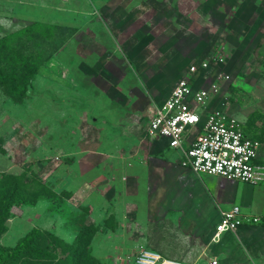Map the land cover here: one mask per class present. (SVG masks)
Segmentation results:
<instances>
[{"label":"rangeland","instance_id":"rangeland-1","mask_svg":"<svg viewBox=\"0 0 264 264\" xmlns=\"http://www.w3.org/2000/svg\"><path fill=\"white\" fill-rule=\"evenodd\" d=\"M196 4L0 0V76L10 77L14 90L25 86L16 101L6 81L0 84V200L14 190L0 250L12 249L35 230L30 246L45 254L24 253L6 264H134L141 251L179 264H241L225 238L212 240L217 219L212 201L226 208L246 189L240 208L264 216V186L202 175L201 198L209 201L201 200L196 211L189 200L178 211L147 188L143 170L132 163H143L147 155L165 161L159 146L151 152L143 139L151 110L190 62L215 56L228 80L218 83L212 108L235 114L260 139L264 166V52L234 53L221 42L216 52L195 58ZM249 5L245 16L253 19L260 10L264 16V0ZM179 28L192 39L182 52L167 42ZM144 34L153 37L148 48L153 52L137 58L129 48L135 35ZM214 72L206 70L205 85ZM160 176L152 180L177 195V181ZM89 226L96 230L89 242L76 244ZM259 260L248 257L245 264H264Z\"/></svg>","mask_w":264,"mask_h":264},{"label":"built area","instance_id":"built-area-1","mask_svg":"<svg viewBox=\"0 0 264 264\" xmlns=\"http://www.w3.org/2000/svg\"><path fill=\"white\" fill-rule=\"evenodd\" d=\"M222 65L215 56L190 62L185 74L151 110L143 139L158 143L181 168L196 175L264 185V166L259 160L262 142L248 136L240 122L221 108H212L218 83L228 80L219 69ZM208 68H214L215 72L205 85ZM255 225L264 226V216L243 213L237 206L219 209L212 240H218L224 233H234L239 227ZM134 257V264H179L147 251Z\"/></svg>","mask_w":264,"mask_h":264},{"label":"crops","instance_id":"crops-1","mask_svg":"<svg viewBox=\"0 0 264 264\" xmlns=\"http://www.w3.org/2000/svg\"><path fill=\"white\" fill-rule=\"evenodd\" d=\"M194 1H196L197 4L193 6L195 19L194 21L193 20L192 21L195 22L197 27L198 37L196 38V40H198V43L196 45L199 47V50L195 51V52H199L195 56V58L200 56L204 57L209 52H216L218 46L221 45V42L230 45L231 52L234 53L264 52V50L260 51V48L264 47V16L262 15V11L260 10L261 7H257V6L251 7L252 9H254V11L260 10L256 15V17L252 19L249 16L244 15L246 9H250V5H249L250 0H224L223 2H218L217 0H194ZM16 4L18 5V3ZM102 27L105 29V24H102ZM145 31L148 32V30ZM176 35H177L176 37H172V38L166 37L168 39L167 42L168 43L172 42V46L176 50H178L177 52H182V50L184 49V43L186 41L191 42L192 39H190L189 36L186 35V32L184 31L183 28L182 29L179 28ZM152 38L153 37L147 34H144L143 36L135 35L133 37L135 42L129 48L130 52L131 53L133 52L132 55L138 58V56L142 52H153L152 49L151 50L148 49L150 47L149 45L151 44L150 42H152ZM202 39L203 41H201ZM261 44H263V46H261ZM163 45L160 46V48L164 47L162 48V50L166 48L167 43H164ZM136 57L135 59H137ZM181 57L184 56L182 55ZM143 71L144 68L143 66H141L140 72L142 73ZM229 115L232 116L234 119H236L238 122H240L244 132L248 136L254 138V133L250 131L248 128H246L244 124H242L238 116H236L235 114H229ZM150 144H151V150L149 151L152 152V149L156 145L152 142H150ZM156 151H160L162 155L165 156V157L162 156V158H164L165 161L158 160L152 156L150 157V155H147L148 157L147 159L144 160L143 163L136 162L137 160L132 162L134 166L140 167L143 170L142 178L143 179L146 178L148 182L147 183L148 189L160 194L163 200H165L169 205H171L178 211L186 210V208L184 209L182 203H185L186 201L189 202V200H191L192 203V205L189 208H192L196 211H197L196 206L198 207L202 201L204 200L209 201L207 197L204 200H202L201 198L202 189L199 180L203 176H205L203 177L204 180L207 179L208 177H213V176L196 175L188 169L181 168L177 164L176 160L165 149L161 148L160 146H159V150ZM140 157L141 156L138 155L139 160ZM156 173L158 174L159 177H161L160 175L165 174L168 177V178L166 177V179L169 180V182H170V178L172 182L177 181L176 183L180 188V191L177 192V195H174L172 192L165 190L166 188L163 185L161 186L160 183H156L152 180L155 177ZM238 184L244 185L246 187L264 186L262 184L253 185V186L241 184V183ZM82 191H84L83 188ZM241 191L239 192L237 191L238 194L236 196L238 201L237 202L228 201L227 204H229V206L226 208H222L219 206V203L218 204L213 203L212 201L213 208L217 214V219L214 225L218 221L219 209H227L231 206H237L241 212L245 213L244 212L245 210L240 208V205L242 206V201H244L245 196L243 193L244 191H246V189L245 190L241 189ZM196 214H198L197 217L198 219L199 218L204 219V217H201L199 213ZM246 214L261 216L254 214L252 212ZM212 234H213V229H212ZM221 238H225L226 244L230 246V248H233L232 258L239 259L241 264L247 263L245 261L248 257L257 260V262L261 261L259 259H264V226L262 225L239 227L234 233H224L220 235V237L218 238V240H216V242H219ZM236 244H238V246H236Z\"/></svg>","mask_w":264,"mask_h":264},{"label":"trees","instance_id":"trees-1","mask_svg":"<svg viewBox=\"0 0 264 264\" xmlns=\"http://www.w3.org/2000/svg\"><path fill=\"white\" fill-rule=\"evenodd\" d=\"M31 80V78H29ZM28 80V81H29ZM6 81V89L9 95L13 97L16 101H19L21 99L22 94L25 91V86H21L19 91L14 90L11 84V79L8 76H0V84ZM2 85V84H1ZM255 139L259 140V138L255 137ZM155 145L160 146L158 143H154ZM161 147V146H160ZM13 191L9 192L7 196H4L3 199L0 200V235L3 232V222L6 219V214L8 211V208L11 205L12 202V196ZM95 228L89 226V227H83L82 231H80L78 235V239L76 241V244H78L81 240L84 241L86 244L89 242L91 236L95 232ZM35 236H37V232L35 230H30L27 234H25L18 242L17 244L10 250H0V264H6L9 261L18 259L22 254L24 253H31L36 258H41L42 255H45L42 252L36 253V251L30 246V241Z\"/></svg>","mask_w":264,"mask_h":264}]
</instances>
